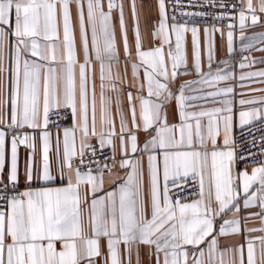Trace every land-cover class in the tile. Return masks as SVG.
I'll return each instance as SVG.
<instances>
[{
	"label": "snow or ice",
	"instance_id": "6c2138e0",
	"mask_svg": "<svg viewBox=\"0 0 264 264\" xmlns=\"http://www.w3.org/2000/svg\"><path fill=\"white\" fill-rule=\"evenodd\" d=\"M241 2L156 0L145 48L143 0H0V264H264V134L234 135L237 105L264 124V0Z\"/></svg>",
	"mask_w": 264,
	"mask_h": 264
},
{
	"label": "crops",
	"instance_id": "0c3cea01",
	"mask_svg": "<svg viewBox=\"0 0 264 264\" xmlns=\"http://www.w3.org/2000/svg\"><path fill=\"white\" fill-rule=\"evenodd\" d=\"M239 1L241 2V0H239ZM253 2L255 4L256 0H253ZM155 3H156V0H143L144 6H143V9L141 12L140 24H141V34H142V37L144 38V47L145 48H148L151 46L150 42H149L150 38H149L147 33L151 28V24L154 22L152 19H148L147 24H146V18L154 15ZM243 7H244V5H243ZM125 16H126V20H127L128 28H129V41L131 43L132 42V21H131L130 14H129L127 8L125 10ZM200 27H201V56H202V60H205V62H206V55H205V49H204V39H203V27H204V25H200ZM219 27H221V26H219ZM225 31H227L226 28H225ZM261 31H264V28H261L259 26L255 27V28H249L246 32V35L251 36L254 32H261ZM117 41H118V43L120 41V34H119L118 30H117ZM215 43H216L215 60L220 61V60H223L225 58H228L229 54L226 51L225 42L220 38L219 34L216 35V42ZM234 45L237 48V52L232 54L233 55V63L236 67V71L239 72L238 64L236 63L240 59L239 51H238L239 46H240L239 28L238 27H237L236 33H235ZM252 55L254 57H260L261 55H264V54H262L260 52H253ZM121 56H123L122 49H121ZM188 56H189V64H191V37H190V35L188 37ZM257 67H264V65H257ZM120 71H121V73H123V71H124L123 63L120 65ZM128 73H129V80H131V69L130 68L128 70ZM192 78L193 77L189 76V77H185L184 79H192ZM251 87L252 88H262V87H264V84L255 83V84H252ZM237 91L239 92V91H241V89H237ZM243 91H249V89L245 88V89H243ZM97 92H99V88H97ZM252 95H261V93L256 92V93H252ZM237 99H239V97H237ZM98 108H99V105H98ZM238 109H239V106L237 105L236 117H235L236 126L234 127V135L237 133L238 130H240V128L238 126ZM97 115L99 118V111H98ZM70 126H71V122H70V120H68L65 122V124L62 127H70ZM51 131L55 135L57 129L55 127H51ZM61 131H62V129H61ZM140 140H141V142H143L144 137L141 136ZM26 156H27V150L25 148H23V146H21V148H20L21 167H23V163L26 159ZM241 169H243V168H241ZM249 171H250V168H249ZM21 183H23V181H21ZM109 186L110 185L107 182V178H106L105 189H108ZM101 246H102V250H104L106 247V240H103V239L101 240ZM146 251L147 250H145V253H146ZM144 264H149L148 257L146 254L144 256Z\"/></svg>",
	"mask_w": 264,
	"mask_h": 264
},
{
	"label": "built area",
	"instance_id": "2783aa9c",
	"mask_svg": "<svg viewBox=\"0 0 264 264\" xmlns=\"http://www.w3.org/2000/svg\"><path fill=\"white\" fill-rule=\"evenodd\" d=\"M168 3L171 5L173 3V0H168ZM181 3L183 4V6H184L183 10H185V11H201V10H205V9H200L198 7V4L200 3V0H181ZM225 4H226V9H219L218 7H214L212 9H210L209 11H211L213 14H215V13H217L219 11H224V10H227V11H229L231 13L232 12V8H231L232 4H235L237 9H240V8L243 7V4L239 0H225ZM179 11H181V9L177 8V13H179ZM181 19H187V17H181ZM208 23H209V25H211L212 23H215V21H212L211 19H209ZM227 23H228V21H221L218 26L224 27V25L227 24ZM201 25H203V23H201ZM66 121H68V119L60 120L58 122L63 126ZM255 129L264 130V124H261V123L257 122L255 124ZM261 130H254L252 132H249L248 129H245L243 131V134L241 133V130H238L237 133L235 134V136H236L237 140L240 141V142H243V141H245L247 139H251L253 135L255 136V138L257 140H259L260 136L262 134H264V131H261ZM252 151L253 152H258L259 148L258 147L257 148H253ZM239 167L243 168L244 165L241 164Z\"/></svg>",
	"mask_w": 264,
	"mask_h": 264
}]
</instances>
